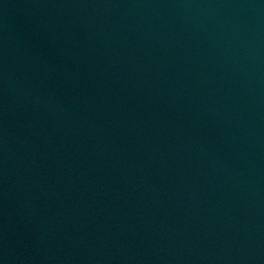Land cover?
<instances>
[{"label": "water", "instance_id": "water-1", "mask_svg": "<svg viewBox=\"0 0 264 264\" xmlns=\"http://www.w3.org/2000/svg\"><path fill=\"white\" fill-rule=\"evenodd\" d=\"M0 264H264V0H0Z\"/></svg>", "mask_w": 264, "mask_h": 264}]
</instances>
